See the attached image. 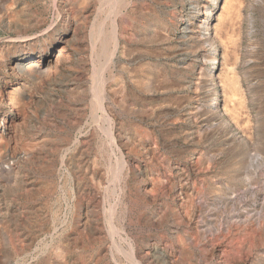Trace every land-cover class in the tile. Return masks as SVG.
<instances>
[{
    "label": "rangeland",
    "instance_id": "obj_1",
    "mask_svg": "<svg viewBox=\"0 0 264 264\" xmlns=\"http://www.w3.org/2000/svg\"><path fill=\"white\" fill-rule=\"evenodd\" d=\"M223 1L225 112L187 0H0V264H264V0Z\"/></svg>",
    "mask_w": 264,
    "mask_h": 264
},
{
    "label": "bare ground",
    "instance_id": "obj_2",
    "mask_svg": "<svg viewBox=\"0 0 264 264\" xmlns=\"http://www.w3.org/2000/svg\"><path fill=\"white\" fill-rule=\"evenodd\" d=\"M188 1V3H189V9L191 10V13L190 14H187L186 16H182V17H180V20H181V23L179 24V29H180V32H182L183 34H184V36H185V38H186V40H189V39H191V40H194V39H196L198 42H200L201 44H203V43H206L205 45L206 46H208L209 48V52H207L206 54L204 53V54H202V56H199L198 58H196V59H194V61L192 60V56H185L186 58H185V62H181V63H186V67H189L190 65H194V68L195 67H198L199 69H201L202 70V72H204L203 74H205L206 76H207V73H208V75H210L211 74V76H210V81L212 82V88L210 87V89L208 88V93H207V96L209 95V100H208V98H206V102L208 101V104L211 106V107H219V106H221V102H220V99H219V97L217 96V89H216V82H217V78H218V75H217V72H216V70H215V66H216V61H217V55H216V53H215V50H214V43H215V35H216V33L212 30V27H211V14L213 13V11H214V7L217 5V3H218V0H187ZM225 1V0H224ZM223 1V2H224ZM229 2V1H228ZM177 4V3H176ZM175 4V5H176ZM230 4V3H229ZM172 5V4H171ZM181 5V4H180ZM228 5V4H227ZM188 6V5H187ZM225 6V5H224ZM223 6V7H224ZM230 6V5H229ZM99 8V7H98ZM182 10V9H181ZM186 10V9H185ZM189 10V11H190ZM183 11V10H182ZM227 12V11H226ZM97 13V12H96ZM184 13H186V12H184ZM202 14V19H200V22H198L197 23V21H196V19H197V16L199 15V14ZM224 14V13H223ZM64 15V14H63ZM225 15V14H224ZM62 17V16H61ZM65 17V16H64ZM219 17V16H218ZM224 17V16H223ZM66 18V17H65ZM65 20V19H64ZM169 20V19H168ZM198 20V19H197ZM215 20V19H214ZM217 20H218V23H217V25H221L222 24V17L221 18H217ZM56 22V21H55ZM58 22V21H57ZM55 24V23H54ZM61 24V23H60ZM16 25V24H15ZM216 25V26H217ZM225 25V24H224ZM51 26V25H50ZM53 26V25H52ZM223 26V25H222ZM55 28V27H54ZM193 28H195V29H197V30H195L194 29V31H195V33H193L192 32V30H193ZM219 28H220V26H219ZM221 29V28H220ZM220 29H219V31H220ZM46 30H48V29H46ZM44 32H45V30H44ZM48 32V31H47ZM50 32V31H49ZM171 34V33H170ZM50 35V34H49ZM25 37V36H24ZM50 39L53 37V35L51 34L50 36ZM61 37V36H60ZM104 37V36H103ZM183 37V36H182ZM219 37H221V39H223L224 37H222V35L221 36H219ZM168 38V37H167ZM57 39V38H56ZM102 39H104V38H102ZM220 39V38H219ZM220 39V40H221ZM19 40V39H18ZM25 40H27V39H25ZM52 40V39H51ZM29 41V40H28ZM101 41V40H100ZM107 41V40H106ZM49 42V41H48ZM189 42V41H188ZM225 42V41H224ZM55 43H57V42H55ZM101 43V42H100ZM99 43V44H100ZM105 43V42H104ZM186 43V42H185ZM28 44H29V42H28ZM103 43H101V45H102ZM100 45V46H101ZM20 46V45H19ZM184 46V45H183ZM187 47H189V46H187ZM14 48V47H13ZM202 47H200V49H201ZM17 49V48H16ZM43 49V48H42ZM197 49V48H196ZM199 49V48H198ZM25 50V49H24ZM102 50V49H101ZM206 50V49H205ZM218 50V49H217ZM42 51V50H41ZM192 51V50H191ZM196 52V51H195ZM227 52V51H226ZM46 53H48V51H47V49H46V52L45 53H43V55L44 54H46ZM188 53H190V52H188ZM194 53V52H193ZM33 54V51L32 50H27V51H25L23 54H21V56L17 59V60H15V62H14V64L16 65V67H19L20 65H21V63H22V61H26V60H28V59H30L31 57V55ZM56 54V53H55ZM199 54V53H198ZM226 54V53H225ZM224 54V55H225ZM187 55V54H186ZM184 56V55H183ZM52 57V54H50L47 58H46V61H47V59L49 60L50 58ZM12 58V57H11ZM54 58V57H53ZM111 58V57H110ZM181 58V57H180ZM183 58V57H182ZM228 58V57H227ZM2 59V58H1ZM225 59V58H224ZM229 59V58H228ZM232 59V58H231ZM230 59V60H231ZM236 59V58H235ZM181 60V59H180ZM10 61V60H9ZM194 62V63H193ZM222 62V61H221ZM47 63V62H46ZM231 63H232V61H231ZM7 64V63H6ZM229 64V63H228ZM3 65V64H2ZM9 65V64H8ZM4 66H6V65H4ZM3 66V67H4ZM205 66H206V69H205ZM231 66V65H230ZM218 67V66H217ZM3 69V68H2ZM12 69V68H11ZM6 70V69H5ZM196 70V69H195ZM224 75H222V86L224 87V89H225V91L227 90V92L229 93V96L230 97H232V95H233V93L235 92V90H236V88H235V83H234V80L235 79H233V77H232V74H230V72H229V70H227L226 69V67H224ZM227 70V71H226ZM25 71V70H24ZM196 73V72H195ZM234 73V72H233ZM198 74V73H197ZM1 75V74H0ZM195 76V75H194ZM189 78V77H188ZM236 78V77H235ZM4 81H6V80H4ZM22 81V80H21ZM197 81V80H196ZM5 83V82H4ZM12 85V84H11ZM11 85H8V86H6L5 87V94L7 95V100L6 101H4L3 102V99L0 97V104L2 103L4 106H1V107H3L2 109H4V111L5 110H10V109H12L11 107H13V110L15 109V111H16V108H18V106H20L21 104H22V101H23V94L22 93H20V92H18L17 90H16V88H14L13 86H11ZM1 87V86H0ZM20 88H21V86H20ZM2 89V88H1ZM196 89V88H195ZM25 90V89H24ZM198 90V89H197ZM238 91V90H237ZM198 92V91H197ZM237 93V92H236ZM236 95V94H235ZM1 96V95H0ZM220 96V95H219ZM228 96V97H229ZM25 97V96H24ZM225 97H226V95H225ZM224 97V98H225ZM229 99V98H228ZM225 100V99H224ZM231 100V99H230ZM232 102H234L233 100H231ZM238 101V98H237V100L235 101V102H237ZM240 101V100H239ZM239 101L236 103V104H234L233 105V108L234 107H236V105L239 107ZM230 102H228V104H229ZM241 104H242V102H240ZM226 104H227V102H226ZM25 105V104H24ZM208 105V106H209ZM225 105V104H224ZM221 106V108H222V110H223V112H225L228 108H226V106ZM229 107H230V105H228ZM241 108H242V105L240 106ZM22 108V107H21ZM232 107H231V109H233ZM19 109V108H18ZM23 109V108H22ZM230 109V110H231ZM20 110V109H19ZM234 110V109H233ZM240 110V109H239ZM242 110V109H241ZM3 111V112H4ZM21 111V110H20ZM235 111V110H234ZM7 112V111H6ZM12 112V111H11ZM233 112V111H232ZM239 111H237V112H235V113H237V115L238 114H241L242 113V115L244 116V114H243V112H241V113H238ZM16 113H17V111H16ZM234 113V112H233ZM234 113V114H235ZM245 113V112H244ZM236 115V118L238 117ZM241 115V116H242ZM4 116V115H3ZM240 116V115H239ZM245 117V116H244ZM243 117V118H244ZM1 118V117H0ZM187 118V117H186ZM247 118V117H246ZM3 119V118H2ZM205 119V118H204ZM240 119H242V118H240ZM188 121H189V119H187ZM246 119H244V120H241V121H245ZM3 121V120H2ZM10 121H12V120H10ZM14 121V120H13ZM237 121V120H236ZM235 121V122H236ZM240 121V122H241ZM246 122V121H245ZM4 123V122H3ZM232 123V122H231ZM230 123V124H231ZM242 123H244V122H242ZM241 123V124H242ZM4 124H6V123H4ZM246 124L247 125H245V128H249L250 126H248L249 124L246 122ZM8 125V124H7ZM192 125V124H191ZM195 125V124H194ZM243 125V124H242ZM11 126V125H10ZM196 126V125H195ZM247 126V127H246ZM198 127V126H197ZM233 129V128H232ZM191 130V129H190ZM247 130V129H246ZM7 131H8V129H7ZM10 131V130H9ZM3 132V131H2ZM5 132V131H4ZM247 132H248V130H247ZM235 133V132H234ZM233 134V133H232ZM8 135V134H7ZM197 135H198V133H197ZM1 136V135H0ZM6 136V135H5ZM191 138V137H190ZM5 139V138H4ZM192 139V138H191ZM190 139V140H191ZM236 140V139H235ZM1 141V140H0ZM200 143V142H199ZM198 143V144H199ZM217 144V143H216ZM203 145V144H202ZM5 146V145H4ZM196 146V145H195ZM196 149V148H195ZM11 150V149H10ZM202 150V149H201ZM9 151V150H8ZM209 151V150H208ZM4 152V151H3ZM196 152V151H195ZM11 153H13V152H11ZM204 153V152H203ZM14 154V153H13ZM8 154H5V159H7L8 158V156H7ZM10 155V154H9ZM192 156V155H191ZM8 159H10V157L8 158ZM13 161V160H12ZM207 161V160H206ZM249 162V161H248ZM11 163V162H10ZM13 164L14 163H16V162H12ZM197 163V162H196ZM1 165V164H0ZM5 165V164H4ZM13 166V165H12ZM238 166V165H237ZM9 168V167H8ZM13 168V167H12ZM6 170V169H5ZM200 170V168L199 169H196L195 171H199ZM246 173V172H245ZM248 174V173H247ZM200 180V179H199ZM245 180V179H244ZM181 185V184H180ZM179 186V185H178ZM252 188V187H251ZM249 189V188H248ZM184 190V189H183ZM245 192V191H244ZM253 194V193H252ZM251 194V195H252ZM228 195V194H227ZM223 197V196H222ZM236 197V196H235ZM211 198V197H210ZM220 198V197H219ZM226 199H227V197H226ZM218 201V200H217ZM235 201V200H234ZM219 202V201H218ZM233 202V201H232ZM234 203V202H233ZM249 208V207H248ZM238 209V208H237ZM214 211V210H213ZM249 211V210H248ZM252 211V210H251ZM238 213V212H237ZM255 214V213H254ZM253 214V215H254ZM252 215V216H253ZM82 216V215H81ZM225 216V215H224ZM223 216V217H224ZM258 217H259V215H258ZM255 219V218H254ZM235 220V219H234ZM247 221V220H246ZM246 221H244V222H246ZM205 223V222H204ZM247 223H248V221H247ZM254 223V222H253ZM250 224V223H249ZM264 224V223H263ZM262 224V225H263ZM174 225V224H173ZM253 225V224H252ZM260 225V224H259ZM264 226V225H263ZM252 227V226H251ZM173 228V227H172ZM176 228V227H175ZM247 228H248V226H247ZM253 228V227H252ZM170 229H171V227H170ZM173 230V229H172ZM176 230V229H175ZM175 230H173V231H175ZM51 231V230H50ZM233 231V230H232ZM251 231V230H250ZM49 232V231H48ZM93 232H94V230H93ZM51 233V232H50ZM96 241V240H95ZM176 256V255H175ZM169 259V258H168ZM174 260V259H173ZM166 262H168V260L166 261ZM172 263V262H171ZM166 264V263H165Z\"/></svg>",
    "mask_w": 264,
    "mask_h": 264
}]
</instances>
